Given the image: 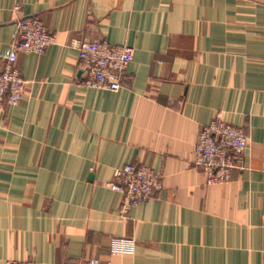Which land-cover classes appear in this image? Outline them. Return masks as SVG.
<instances>
[{"label":"crops","instance_id":"crops-1","mask_svg":"<svg viewBox=\"0 0 264 264\" xmlns=\"http://www.w3.org/2000/svg\"><path fill=\"white\" fill-rule=\"evenodd\" d=\"M26 17L55 44L18 55L24 96L0 110V264H264V0H0V58ZM73 40L133 48L119 91L82 85ZM217 116L248 146L207 184ZM126 164L162 188L122 212Z\"/></svg>","mask_w":264,"mask_h":264},{"label":"built area","instance_id":"built-area-1","mask_svg":"<svg viewBox=\"0 0 264 264\" xmlns=\"http://www.w3.org/2000/svg\"><path fill=\"white\" fill-rule=\"evenodd\" d=\"M19 10L20 7H16ZM264 33V22L262 25ZM55 44V37L38 17L21 18L17 22V40L10 52L0 58V110L5 105L17 106L25 92V81L17 67L21 53L42 55ZM70 46L77 50L87 75L82 85L87 88L119 91L123 76L134 51L129 45H113L104 40H73ZM244 131L220 117H214L198 135L195 144V165L207 184H224L230 180L231 170L238 165L247 149ZM111 189L121 194V211L126 212L161 190V177L144 164H126L116 171ZM91 264H98L92 260ZM5 264H33L28 261L8 260Z\"/></svg>","mask_w":264,"mask_h":264}]
</instances>
